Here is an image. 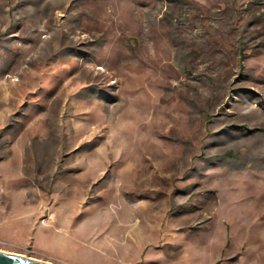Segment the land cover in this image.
<instances>
[{
    "label": "rangeland",
    "instance_id": "obj_1",
    "mask_svg": "<svg viewBox=\"0 0 264 264\" xmlns=\"http://www.w3.org/2000/svg\"><path fill=\"white\" fill-rule=\"evenodd\" d=\"M0 251L264 264V0H0Z\"/></svg>",
    "mask_w": 264,
    "mask_h": 264
},
{
    "label": "water",
    "instance_id": "obj_2",
    "mask_svg": "<svg viewBox=\"0 0 264 264\" xmlns=\"http://www.w3.org/2000/svg\"><path fill=\"white\" fill-rule=\"evenodd\" d=\"M0 264H47L44 261L14 253L0 251Z\"/></svg>",
    "mask_w": 264,
    "mask_h": 264
},
{
    "label": "bare ground",
    "instance_id": "obj_3",
    "mask_svg": "<svg viewBox=\"0 0 264 264\" xmlns=\"http://www.w3.org/2000/svg\"><path fill=\"white\" fill-rule=\"evenodd\" d=\"M45 262V261H44ZM47 264H52V263H49V262H46Z\"/></svg>",
    "mask_w": 264,
    "mask_h": 264
}]
</instances>
